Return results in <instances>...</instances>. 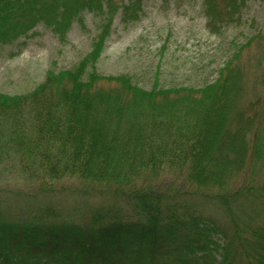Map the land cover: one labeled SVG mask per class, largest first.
Listing matches in <instances>:
<instances>
[{"label":"trees","instance_id":"trees-1","mask_svg":"<svg viewBox=\"0 0 264 264\" xmlns=\"http://www.w3.org/2000/svg\"><path fill=\"white\" fill-rule=\"evenodd\" d=\"M251 1L202 0L208 28L240 24ZM142 4L0 0L3 45L39 24L64 41L84 13L104 18L77 65L0 93V173L26 193L107 203L89 217L45 206L19 218L1 201L0 264H264V74L248 90L237 62L256 42L263 69L264 35L237 46L211 84L147 91L98 70L114 17L137 19ZM215 205L223 223L207 215Z\"/></svg>","mask_w":264,"mask_h":264},{"label":"rangeland","instance_id":"rangeland-1","mask_svg":"<svg viewBox=\"0 0 264 264\" xmlns=\"http://www.w3.org/2000/svg\"><path fill=\"white\" fill-rule=\"evenodd\" d=\"M138 14L137 19L126 21L122 11L116 14L98 70L105 76L128 75L147 91L156 82L155 86L165 89L211 84L237 46L248 43L258 32L264 35V0H252L240 24L225 25L218 32L208 28L202 0H143ZM82 17L83 24L75 21L64 41L39 24L27 37L0 44V93L27 94L45 80L49 70L59 72L77 65L91 51L104 24V18L93 13ZM259 50L253 42L243 49L237 61L248 70L243 79L248 90L264 74V68L257 65ZM250 97L253 99L254 95L242 100V106ZM26 191L17 177L0 173V202L10 200L14 205L11 211L19 218H26L30 209L45 206H54L64 215L70 212L89 217L93 208L107 204L63 191ZM217 207L222 209L211 206L207 215L223 223L224 213Z\"/></svg>","mask_w":264,"mask_h":264}]
</instances>
